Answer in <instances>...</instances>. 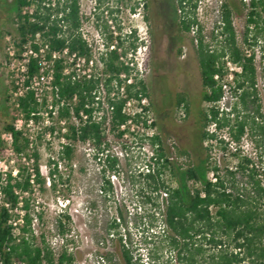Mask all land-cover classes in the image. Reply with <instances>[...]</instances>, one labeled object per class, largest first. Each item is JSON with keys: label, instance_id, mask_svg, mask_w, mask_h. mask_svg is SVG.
I'll return each instance as SVG.
<instances>
[{"label": "trees", "instance_id": "16d2710c", "mask_svg": "<svg viewBox=\"0 0 264 264\" xmlns=\"http://www.w3.org/2000/svg\"><path fill=\"white\" fill-rule=\"evenodd\" d=\"M182 9V16L176 14L175 20L183 34L198 25L195 13L197 3L194 0H176ZM15 12L12 23L15 27L16 46L22 50L30 43L35 52L42 47L47 61L52 60L53 52L68 49L79 57L87 60L91 58V48L83 39L79 0H12ZM130 8L134 13L139 6ZM245 26L241 41L238 39L233 25L234 11L231 3L222 5L218 32L212 34L211 43L205 42L198 32L194 45L200 82L201 102L212 107L199 110L197 114V132L195 134L194 149L176 148V155L183 159L177 164L166 148L160 134L148 138L152 156L148 158L145 168L125 177L134 184H139L136 195L141 196L142 205L129 210L126 206L116 209V215L107 225L106 237L117 240L119 252L125 264H136L133 261L132 243L136 229L146 245L158 238L162 232L163 242L167 246L171 260L175 264H264V113L263 103L258 87V67L262 69L264 78V0H249L245 6ZM177 6V7H178ZM144 11L148 5L142 6ZM113 12V11H111ZM146 21L148 18H146ZM129 38L132 39L128 48L124 47L121 36L109 35L107 52L101 57L104 72L111 77L105 85L111 91V82L115 79L122 85L120 75L129 76L130 68L122 60L127 51L137 50L136 31L133 30ZM111 45L114 46L110 49ZM250 50L247 56L245 49ZM260 49L261 61L256 62L254 49ZM181 55V50L178 51ZM228 63L238 66L240 72H231L229 78ZM64 60H53L52 85L57 90V96L72 103L61 107L60 118L70 119L71 111L80 119V113L88 116L85 123L79 126L69 123L64 137L70 142L64 147V155L71 161L75 155L77 143H89L93 148L94 157L102 166V180L100 187L104 197L113 195L111 178L121 179L119 166L121 158L111 153V143L124 144L126 134L130 132V120L136 124L140 121V114L133 116L124 112L127 99L149 100L152 97L146 83L142 80L133 84H125L127 99L116 98L109 100L112 110L110 116L103 117L100 122L92 120L95 111V92L99 80L80 79L72 81L64 74ZM39 72L37 59H31L29 73L32 77ZM230 90V106L227 111L220 110L219 104L225 97V89ZM76 102L73 103V98ZM59 100H56L57 102ZM175 104L183 105L186 115L190 113V101L185 93L176 95ZM18 109L29 118L37 111L38 104L33 93L29 92L18 99ZM81 120V119H80ZM108 125V128L106 127ZM125 125L126 129L121 130ZM156 126V123L153 124ZM213 126L211 132L209 127ZM107 129L109 131H107ZM3 130L11 133L14 149L17 153L28 147V141L22 132L15 130L12 120H7ZM226 131L231 142L239 145L249 137L254 151L258 155V163L243 156L239 158L237 166L223 171L217 165H209L208 148L203 147L207 141H217L218 132ZM226 150L227 143L219 139ZM123 159L128 157L125 149H121ZM3 152V142L0 137V155ZM195 156V161L192 156ZM35 163L34 182L43 191L46 180L39 171V156L34 154ZM212 173V178L208 174ZM53 172H51V175ZM19 178L8 174L7 184L3 188L6 201L11 207L17 205L18 196L14 189L31 193L30 175L20 169ZM172 179L174 186L169 185L166 178ZM52 179V178H51ZM51 187L55 188V180H51ZM165 194V197L162 194ZM160 198L163 201L160 203ZM24 224L21 235L14 237L12 226L9 224L11 214L8 209L0 207V257L4 264H73L74 254L62 250L55 257L53 249L41 234L36 236L32 229V218L28 201L25 199ZM159 213L160 218L156 214ZM41 219V215H39ZM161 221V226L156 225ZM70 217L57 221V229L64 234ZM140 253V252H138ZM137 253V254H138ZM148 255V254H147ZM142 254H139V257ZM157 259V256H153ZM109 259V258H108ZM143 258H139L141 262ZM142 264V263H141ZM149 264H155L150 261Z\"/></svg>", "mask_w": 264, "mask_h": 264}, {"label": "rangeland", "instance_id": "374dc122", "mask_svg": "<svg viewBox=\"0 0 264 264\" xmlns=\"http://www.w3.org/2000/svg\"><path fill=\"white\" fill-rule=\"evenodd\" d=\"M194 2L197 3L195 16L198 25L191 28L187 34L179 30L175 20L176 14L182 16V9L176 0H84L82 2L83 10L88 12L91 9L93 15L84 21V29L88 31L89 36L93 35V30H99L103 42L108 43L109 35L115 37L114 32H117L127 49L132 41L131 38H127L129 30L136 31L137 50L133 56L130 55L131 51H127L123 61L134 63L136 69L132 71L133 77L146 83L152 97L153 105L150 106L149 103V109L150 116L156 123L155 131L162 136L168 152L177 164L183 162V159L176 155L177 147L191 151L194 149L199 110H208L212 107L201 102V82L194 50L196 41L193 44L192 40L199 32L205 42L211 43L212 34L218 32L221 7L224 2L232 5L233 25L240 41L246 18L241 0H194ZM138 3L148 5V9L144 11L139 5L134 13L131 12L130 8ZM175 8L178 9L176 14ZM14 12L12 0H0V137L5 132L3 127L7 120L14 121L16 118L11 98L13 85L7 68L3 66L7 57V38H10V42L16 41L17 38L12 23ZM145 17L148 18L147 21ZM151 47L153 53L150 55ZM177 50H181V55H185V59L176 58ZM254 51L259 66L261 51L258 48ZM231 67L236 72V67L233 65ZM259 67L258 87L264 113V78ZM225 90V97L219 104V109L227 111L231 99L229 88ZM178 93H186L190 101V113L187 116L185 112V118L180 114V106L175 104ZM134 128L135 134L126 143L120 144L114 141L111 143V153H117L122 148L128 153V157L122 159L119 166L121 179L111 178L113 195L107 197L101 195L100 187L103 182V176L99 171L101 166L93 158L88 145H78L73 158L76 167L70 170L69 165H66L55 177V188L44 187L43 191L34 197L39 208L42 209L41 224L38 228L43 234L56 236V220L60 209L66 211V216L71 218L67 228L71 235L69 245L75 253L74 264H125L119 252L118 241L107 238L105 232L107 225L116 215L117 208L126 206L133 211L142 205L143 199L136 195L139 184H134L131 179L125 177L127 171L128 174L136 173L146 160V156L150 154V150L141 139V132L137 127ZM209 130L213 131V126H210ZM219 139L227 143L226 150H223L224 145ZM37 144L35 149H38L40 164L45 165L51 160L49 156L56 158L57 139L47 144L41 139ZM203 147L208 148L209 165H217L222 171L226 168L233 170L239 158L243 156L259 164L258 155L249 137L244 138L237 145L230 141L226 131L223 130L218 132L217 141H207ZM192 158L195 161L194 154ZM10 169H13V166ZM211 174H208L209 178ZM166 179L169 185L174 186L172 179L168 177ZM156 216L160 218L159 213ZM160 224L161 221H157L156 225ZM131 232L133 233L131 249L136 264H141L139 258L143 256H147L155 264H175L163 242L161 231V235L153 239L150 245L145 244L134 227ZM139 254L142 256L139 257ZM153 256H157V259Z\"/></svg>", "mask_w": 264, "mask_h": 264}, {"label": "built area", "instance_id": "2783aa9c", "mask_svg": "<svg viewBox=\"0 0 264 264\" xmlns=\"http://www.w3.org/2000/svg\"><path fill=\"white\" fill-rule=\"evenodd\" d=\"M83 1L84 0H79L80 11L81 15L83 16V24L80 31L83 39L91 48V58L89 60L84 57H79L76 53L71 54L66 48L62 51L53 52L52 60L47 61L45 58V50L47 47H42L39 52H35L31 44L28 43L23 46L22 50H20L16 46L17 41L10 42V38H7V57L3 63V66L7 68L13 85L11 90V98L16 112V118L13 121V126L15 130L22 132L23 136L28 141V147L23 152L17 153L14 149L12 134L4 132L1 136V140L3 142V152L0 155V207L8 209L9 213L12 216L9 220V224L13 228L12 233L14 234V237H18L21 235V228L24 224V215L26 213L25 199L28 201V206L30 207L29 211L32 218V229L35 235L38 237L43 234V232H41L38 228L41 224L42 216L40 219L39 215H41L42 209L39 208L38 202L34 200V197L42 191L40 185L34 182V154L37 153V155L39 156L38 149H35V146L38 145L37 143H39L41 139L45 144H47V142L52 141L53 139H57L58 141V151L56 158L53 156H49L51 160L47 161L45 165L40 164L38 160L40 174L46 180L45 188H51V180H55L57 173L62 171L66 165H69L68 168L70 170L76 167V164L75 162H73V159L71 161H68L64 155V147L70 144V142L64 137V135L67 133L66 126L69 123L79 126L81 122L85 123L88 120V116L83 112L80 113V120L74 115L73 111H71L70 119L60 118L59 111L61 107L69 106L72 109L73 104L66 103V101L63 99L59 100V97L56 94L57 90L52 85L53 60H64V74L69 75L72 81L80 80L83 78H93L95 80H99V86L96 92L94 93L95 111L93 112L92 120L95 122H100L103 120V117L110 116L112 106L110 105L109 100H115L116 98L127 99L125 84L129 85L133 84L135 81H139L137 77H133L132 75V71L136 69L135 64L124 61L125 64L130 68L129 76L125 73L119 76L123 82L121 87L119 86L118 82L114 79L111 82V86L109 87L111 88V91L108 92L107 87L105 85V81L111 76L107 75L104 72V66L101 62V57L104 56L107 52L106 46L108 43L103 42L99 30H93V35L89 36L88 31L84 29L85 19L88 20L93 15L91 9L88 12H85V10H83ZM241 1L246 6L249 5V0ZM140 5L143 6L144 3H140ZM131 33L132 31L129 30L127 38H129ZM114 34L116 36L117 32H114ZM113 48L114 46L111 45L110 49ZM245 53L247 54V56H249L251 52L250 50H245ZM130 55L133 56V52H130ZM31 59H37L39 65V72L33 75L32 77L29 73ZM122 60H124V58ZM227 65L229 68V78L231 79V72L234 71V68L231 67L232 64L230 63H228ZM233 66L236 67V72H240V68L238 66ZM29 92L33 93L34 99L38 104V109L35 113L33 112L29 118H25L24 114L18 109V99L24 97L25 94ZM56 100L59 101L57 102ZM72 102H76V97L73 98ZM124 112L132 116L135 113L140 114V121L138 123L134 124L132 123V120L128 122V124L131 125L130 132L132 134H126L124 137L128 140L132 138L135 134L134 127H137V129L141 132V139L143 142H145V145H147L148 150H150V154L146 156V160H144L142 166L137 170L141 171L143 168H145V164L148 161V158L152 156V150L149 147L148 138L154 135H158V133L155 131V126L153 125V119L150 116L148 99L142 98L140 101L133 98L127 99L124 107ZM180 114L182 115V117H185V109L183 105L180 106ZM106 127L108 128L107 124ZM125 129V125L121 126V130ZM107 131L109 130L107 129ZM78 145H88L89 150L93 155V158L97 160L94 157L93 148L90 146L89 143H77L75 149L76 147H78ZM114 154H117L121 159H123L121 151ZM11 166H13V169H10ZM20 169H24L25 174L30 175L32 191L31 193H29L23 192L19 189H14V193L18 196V199L17 205L15 206V208H12L11 203L6 201L5 199L3 188L7 184L8 174H11L13 178H19L18 173L20 172ZM99 171L100 173H102V166ZM51 172H53L52 175ZM162 196L165 197V194L163 193ZM162 201L163 198H160V203ZM59 204L60 206H62L61 202H59ZM65 217L66 211L60 209L57 214L56 221L60 219L63 220V223H65ZM56 231V236H48L45 233L43 234L45 236L46 241L53 249L55 257H58L59 253L62 250H66L69 254L73 253L75 256L73 248H71V246L69 245V237L71 236L69 230L67 229V231L62 234L57 229L56 222ZM74 263L75 262L73 261V264ZM141 263L149 264L150 260L147 256H143ZM0 264H4L1 257Z\"/></svg>", "mask_w": 264, "mask_h": 264}, {"label": "flooded vegetation", "instance_id": "af4514ba", "mask_svg": "<svg viewBox=\"0 0 264 264\" xmlns=\"http://www.w3.org/2000/svg\"><path fill=\"white\" fill-rule=\"evenodd\" d=\"M178 51H179V50L176 51V58H178V59H179V58H181V59H185V55H179V54H178V53H179ZM151 53H153V48H152V47H151L150 50H149V54H150V55H151ZM185 94H186V93H185ZM185 117H186V115H185ZM185 117H184V118H185Z\"/></svg>", "mask_w": 264, "mask_h": 264}]
</instances>
